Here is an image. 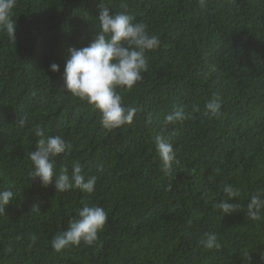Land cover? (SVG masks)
<instances>
[{"label":"trees","instance_id":"obj_1","mask_svg":"<svg viewBox=\"0 0 264 264\" xmlns=\"http://www.w3.org/2000/svg\"><path fill=\"white\" fill-rule=\"evenodd\" d=\"M103 2L161 41L147 53L143 79L118 89L137 109L133 123L111 131L64 82L69 48L99 32L101 0H17L15 40L0 32V189L14 193L0 214V264H264V220L247 215L250 196L264 191V0ZM214 93L220 118L205 111ZM178 107L190 118L166 125ZM36 125L70 145L54 158L57 170L71 174L79 161L98 178L93 193L59 192L31 175ZM157 136L172 142L179 161L166 176ZM225 185L241 196L229 200ZM221 200L240 207L221 214ZM84 205L107 211L98 239L56 252L52 239ZM206 232L218 249L199 243Z\"/></svg>","mask_w":264,"mask_h":264},{"label":"clouds","instance_id":"obj_2","mask_svg":"<svg viewBox=\"0 0 264 264\" xmlns=\"http://www.w3.org/2000/svg\"><path fill=\"white\" fill-rule=\"evenodd\" d=\"M203 4V0H199ZM17 0H0V32L10 40H15V20L13 10ZM127 8L126 4L121 5ZM99 32L82 48H69L64 66V82L66 90L75 98L87 102L99 112V124L103 129L113 130L123 125H130L136 116L135 107L126 106L118 89L132 90L137 82L143 79L148 71L147 53L157 50L161 41L150 33L147 24L135 21L127 11L113 12L103 0L99 4ZM50 69L58 72L60 66L52 63ZM222 98L212 94L205 102V111L211 117L222 116ZM194 110H198L194 106ZM191 113L178 107L164 117L166 125H175L189 119ZM20 126L26 123L21 120ZM151 123V115L146 117ZM35 135L40 139L37 150L30 153L32 164L31 175L38 178L45 187L54 184L59 192L78 189L93 193L96 190L97 177L87 176L79 161L71 166V174L67 167L56 169L55 157L64 153L70 145L60 135H46L44 129L35 126ZM156 151L160 160L159 170L165 176L178 164L176 151L170 140L161 136L155 138ZM223 191L229 200L239 198L241 191L232 185H225ZM14 193L10 188L0 189V214L10 203ZM240 207L238 203L225 200L215 204L221 214H231ZM247 215L253 221L264 220V191L252 194L247 204ZM108 219L107 211L101 206L84 205L77 210V215L66 230L56 234L51 246L56 252L72 246L92 245L98 239ZM35 240V237H32ZM199 243L206 249L219 248L220 244L215 233L206 232Z\"/></svg>","mask_w":264,"mask_h":264}]
</instances>
